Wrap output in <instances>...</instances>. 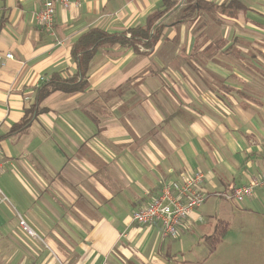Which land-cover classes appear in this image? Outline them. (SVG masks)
<instances>
[{"label":"crops","instance_id":"1","mask_svg":"<svg viewBox=\"0 0 264 264\" xmlns=\"http://www.w3.org/2000/svg\"><path fill=\"white\" fill-rule=\"evenodd\" d=\"M203 1L213 7L167 17L151 50H96L83 91L37 101L53 75H76L82 35L144 27L163 0H68L51 32L35 22L41 0H0V264H208L238 221L264 239L263 188L241 203L208 199L175 238L131 218L197 171L208 193L264 174V0ZM233 255L264 264V248Z\"/></svg>","mask_w":264,"mask_h":264},{"label":"built area","instance_id":"2","mask_svg":"<svg viewBox=\"0 0 264 264\" xmlns=\"http://www.w3.org/2000/svg\"><path fill=\"white\" fill-rule=\"evenodd\" d=\"M57 4L62 8L69 6L68 0H41V7L35 15V22L38 27L49 32L52 31ZM6 58L10 59L12 56L7 54ZM1 163L0 150V174L2 172ZM203 179L204 175L197 171L178 182L170 181L163 184L156 199L132 213L133 223L141 227L158 225L162 237L175 238L188 216L208 199L217 198L230 203H241L244 199L253 197L256 189H264V174L253 178L245 186L214 193H208L203 189ZM5 201L6 198L0 191V205ZM18 226L23 234L29 238H34L33 232L22 219L19 220Z\"/></svg>","mask_w":264,"mask_h":264},{"label":"trees","instance_id":"3","mask_svg":"<svg viewBox=\"0 0 264 264\" xmlns=\"http://www.w3.org/2000/svg\"><path fill=\"white\" fill-rule=\"evenodd\" d=\"M212 7L213 5L203 0H163V9L151 15L144 27L128 29L117 34H109L99 29L89 30L80 37L72 48V57L77 66L76 75L73 78L64 79L60 78L59 75H53L38 89L37 101L46 98L52 91H61L65 94L83 91L86 85V74L91 59L96 50L102 46L118 44L134 49H136L137 46H141L144 49L151 50L154 44L157 43L161 31L165 26L164 20L171 16L175 10L180 8L179 20H186L194 17L200 10H209ZM30 109V114H26L25 119L13 128V134L24 131L29 126L32 118L39 112L36 105H33ZM226 230V225L224 223H219L215 228L214 234L206 238L211 250L220 242Z\"/></svg>","mask_w":264,"mask_h":264},{"label":"rangeland","instance_id":"4","mask_svg":"<svg viewBox=\"0 0 264 264\" xmlns=\"http://www.w3.org/2000/svg\"><path fill=\"white\" fill-rule=\"evenodd\" d=\"M179 13L177 18H179ZM141 227V226H140ZM208 246H205L207 248ZM255 248H264V239L255 238L250 229L240 226V222H233L226 240L218 245L217 253L209 259L208 264H234L236 260L248 259V257L234 256L235 250H248ZM230 252L232 254H230ZM238 262V261H237ZM248 263V262H247Z\"/></svg>","mask_w":264,"mask_h":264}]
</instances>
